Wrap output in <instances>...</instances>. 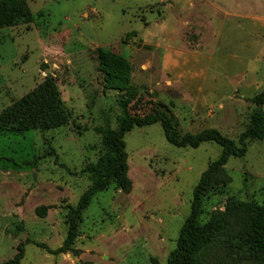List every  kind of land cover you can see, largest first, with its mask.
Here are the masks:
<instances>
[{
  "label": "rangeland",
  "instance_id": "obj_1",
  "mask_svg": "<svg viewBox=\"0 0 264 264\" xmlns=\"http://www.w3.org/2000/svg\"><path fill=\"white\" fill-rule=\"evenodd\" d=\"M26 2L33 22L0 29V117L53 77L70 121L46 133L0 132V264L27 241L64 244L69 210L92 185L85 169L105 154L102 134L118 128L130 95L131 115L163 108L182 136L216 130L238 142L264 91V0ZM99 50L131 63L127 93L104 94ZM125 142L131 191L113 185L95 197L73 253L28 244L21 264H169L194 189L222 150L176 148L160 125L135 129ZM224 169L231 183L208 196L204 224L231 198L263 202L264 141ZM209 257L244 264L225 248Z\"/></svg>",
  "mask_w": 264,
  "mask_h": 264
},
{
  "label": "trees",
  "instance_id": "obj_2",
  "mask_svg": "<svg viewBox=\"0 0 264 264\" xmlns=\"http://www.w3.org/2000/svg\"><path fill=\"white\" fill-rule=\"evenodd\" d=\"M32 22L33 16L26 0H0V29L29 25ZM98 57V69L104 76V94L111 91L127 93L133 73L131 63L104 50H99ZM134 100L135 96L130 95L121 102L123 116L118 128L102 134L105 154L96 164H91L85 169V172L92 175V185L82 195L77 206L69 210L68 235L64 244L59 249L52 250L44 244L27 241L17 248V254L13 259L2 264H21L28 244L44 249L54 256L73 253L84 213L95 197L113 185H117L124 193L131 191L126 136L135 129H145L154 125L162 127L167 142L176 148L199 149L204 144L212 143L222 150L219 158L203 173L194 189L190 215L181 229L177 247L171 253L168 263L210 264L209 253L225 248L231 259L234 252L240 258H244V264H264V199L262 203H243L237 198H231L225 213H215L211 221L205 224L202 222L208 196L231 183L224 169L229 160L246 157L251 142L264 141V91L254 98L255 109L250 124L238 142L228 139L216 130L182 136L177 131L172 117L163 108H156L143 116L131 115L129 107ZM69 121L70 114L56 80L48 77L0 117V132L15 135L29 131L46 133L66 126ZM51 152L52 155H56L53 149ZM262 195L264 198V188Z\"/></svg>",
  "mask_w": 264,
  "mask_h": 264
}]
</instances>
